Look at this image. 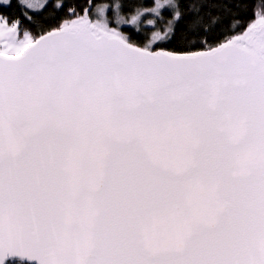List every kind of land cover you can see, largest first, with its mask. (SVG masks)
I'll return each mask as SVG.
<instances>
[{
  "label": "snow or ice",
  "instance_id": "6c2138e0",
  "mask_svg": "<svg viewBox=\"0 0 264 264\" xmlns=\"http://www.w3.org/2000/svg\"><path fill=\"white\" fill-rule=\"evenodd\" d=\"M0 264H264V0H0Z\"/></svg>",
  "mask_w": 264,
  "mask_h": 264
},
{
  "label": "trees",
  "instance_id": "16d2710c",
  "mask_svg": "<svg viewBox=\"0 0 264 264\" xmlns=\"http://www.w3.org/2000/svg\"><path fill=\"white\" fill-rule=\"evenodd\" d=\"M5 11H7V9H5Z\"/></svg>",
  "mask_w": 264,
  "mask_h": 264
}]
</instances>
